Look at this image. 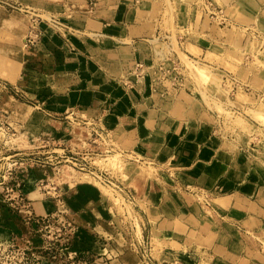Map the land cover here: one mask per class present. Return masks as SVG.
I'll return each mask as SVG.
<instances>
[{"label":"rangeland","instance_id":"1","mask_svg":"<svg viewBox=\"0 0 264 264\" xmlns=\"http://www.w3.org/2000/svg\"><path fill=\"white\" fill-rule=\"evenodd\" d=\"M102 1L88 9L85 0H0V7L20 12L27 33L35 23L64 33L63 20L99 28L114 13V3ZM225 2L230 25L207 17L203 0H155L154 13L164 11L163 19L157 36L142 44L146 52L139 61L147 75L138 83L145 96L166 95L174 121L155 124L142 110L135 122L137 84L120 86L118 80L136 60L124 49L113 54L118 42L93 35H75L89 48L81 54L91 83L69 104H46L48 114L35 101L21 110L19 100H0V200L25 204L22 216L14 212L21 231L0 232V264H142V252L151 264L224 262L217 256L225 253L221 247L199 244L212 237L224 243L223 233L234 235L221 228L213 195L253 191L244 180L249 176L259 177L257 187H264V130H250L241 109L248 104L251 119L264 125V20ZM108 30L120 33L117 26ZM158 62L178 63L187 78L184 87L156 85ZM116 75L118 85L110 82ZM244 132L247 150L228 142L245 141ZM72 155L81 163L85 158L86 168L75 167ZM128 192L136 200L130 202ZM52 204L58 207L46 214ZM240 236L253 257L240 264L260 263L264 224ZM240 244L233 245L236 255Z\"/></svg>","mask_w":264,"mask_h":264},{"label":"crops","instance_id":"2","mask_svg":"<svg viewBox=\"0 0 264 264\" xmlns=\"http://www.w3.org/2000/svg\"><path fill=\"white\" fill-rule=\"evenodd\" d=\"M85 1L87 2V9L89 6L92 8L90 5L92 3L98 5L99 1L101 2V0ZM145 1L146 0H132L131 2L127 1V3L125 0H103L102 4L106 6L110 3H114L112 6L114 13L108 17H103L99 28L95 26V28H77L73 24L61 20L65 22V25L69 29L62 33L43 25L40 26V28L43 30L44 35L36 46L33 47L25 46V38L27 36L26 18L20 12L9 10L6 7H4L5 9L0 7V53L2 52L0 59L3 58V64L0 61V71L3 72V75L0 76V85H3V91L5 93H3V97H1L2 95L0 94V100H3L4 105L8 103L7 101L9 100H19L20 104L15 105H18L17 107L21 110L25 109L26 102L33 103V101H35L38 102V108L43 107L42 110L48 114H52V111L46 109V104H52L57 101L69 104L70 100L73 101L72 99H75L77 93L84 90L83 88H85V85L91 83L89 77L85 76L84 60L81 54L88 52L87 49L89 48L82 46L75 35L100 36L104 40L116 41L120 45L112 49L113 54L124 49L123 52L132 55L131 57L129 56L130 58H133V60H140V55H144L146 52L142 44H148L152 38L157 36L164 13V11H162L156 17L154 13L156 7L155 0L144 3ZM229 1L228 5L231 3L232 6L239 9L244 15L247 16L248 13H251L253 18L259 17L258 19L261 18V20H264V0ZM217 2L219 4L227 3L225 0H217ZM120 5L125 7L124 11L119 10ZM224 7L226 8V6ZM104 9L105 8H103V10ZM140 11L146 12L144 13L145 15L141 16ZM84 13V16L87 17L88 12L85 11ZM155 21L158 22L156 28L154 27L156 24ZM45 24L47 23L45 22ZM86 24H88L87 21H85V26ZM114 26L120 28L119 34L115 35L108 30L110 27ZM203 26H207V23L205 25V22H203ZM136 28H138V32H136ZM127 39L129 40L127 41ZM119 64L121 67L124 66V63L121 61ZM114 77L115 78H110V82H115V84L118 85L115 81L117 75ZM125 89L128 90V88ZM135 89L138 94L134 93L135 100L132 102L131 109V114L135 118V122L138 121L139 116L141 117L144 115L142 114L144 113L142 110H145V113L149 111L148 118L151 122H155V124L177 119L176 112H174L175 109L173 111L170 109L171 102L167 100L165 97L166 95L164 96L158 92H156L155 95V93L151 92L145 96L144 88L141 83H137ZM15 96H17L18 99L15 98ZM250 103L253 104V102ZM241 109L247 115V119L250 122L248 123L250 130H264V125L261 122L251 119L252 117L249 114V110H252V108L248 107V104L244 105ZM4 111L6 110L4 109ZM155 117L156 119H154ZM236 131H241V129H237ZM244 133L243 138L245 141L239 142L234 138H231V140L228 138V142L236 144L237 147H241V149L247 150L246 132ZM245 174L246 176L250 175L249 171ZM228 177L232 186L235 176L232 175ZM259 179L260 178L257 177L253 180L251 176L244 179L248 181L247 184H249L253 191L245 190L240 192L231 190L228 193H221L216 196L213 195V197H215L213 200L217 205L214 206V208L216 207L215 211L219 215V224L222 223L221 228L225 227L229 232L234 233L233 236L227 232L223 233L222 238L226 239L224 243L215 240L213 237L210 238L208 242L202 241L199 243L204 246L211 243L214 249L221 247L223 251H225L223 255L221 254L222 256L217 255L218 257H223L224 262H218L216 259L214 264H240V261L243 259L248 261L253 259V257L248 254L247 244L244 239H241L240 233L247 232L250 228H259V226L264 224V187H257ZM25 193L27 195V192ZM29 199L32 198L29 197ZM57 207V205L52 204L50 211L45 213L48 214ZM83 209L84 208H82V210ZM16 215L7 207L1 206L0 204V232L4 233L8 231V235H11L15 233L16 229L21 231L22 225L15 222ZM149 222L150 221H148V223ZM172 230L177 232V229ZM190 232L191 230L187 229L185 234H189ZM200 232L203 234L202 236L204 238L207 237V235L204 236L206 231ZM239 239L241 240L239 241ZM237 241L239 244L241 242L240 246L242 248L236 255L232 252V249ZM259 252L261 257L259 258L260 263L258 264H264V245L259 247ZM139 258L141 261L142 259L140 256Z\"/></svg>","mask_w":264,"mask_h":264},{"label":"built area","instance_id":"3","mask_svg":"<svg viewBox=\"0 0 264 264\" xmlns=\"http://www.w3.org/2000/svg\"><path fill=\"white\" fill-rule=\"evenodd\" d=\"M203 7V11L205 13V15L207 17H209L213 22L219 24V25H230V18L226 12V8L219 4L217 1L215 0H203V3L201 4ZM34 21H37L38 19L35 18L33 19ZM36 24V23H35ZM32 25L27 33V36L25 38V46H29V47H33L36 46V44L40 41V39L42 38V36L44 35L43 30L38 26V25ZM145 64L142 61L136 60V62H134V64H132L131 69L129 70V72H127L128 74L133 73V75H135V81L128 78V74L125 73L124 76H122V78L120 79L119 85H124V86H128V85H135L139 82L140 79L145 78V75H147L146 72V67H144ZM154 83L156 85L162 84L163 86H168V84H170L173 88L179 89L184 87L185 85V73L182 71L181 66L178 63H175L173 65H168L165 63H159L155 65V71H154ZM154 86V85H153ZM166 86V87H167ZM158 87V86H157ZM157 87H155L154 89H158ZM126 88V87H124ZM70 113V112H67ZM71 115L73 116V113H71ZM69 116V115H68ZM71 160L70 162L75 166V167H80L85 169L88 161L85 160L84 158V162L81 163V161L76 158L74 155H72L71 157H69ZM69 160V159H68ZM85 164V165H83ZM11 190H13V188H11ZM125 192V191H123ZM127 197L129 199H131L132 197V201L136 200L134 198L133 195L130 194V192L126 193ZM19 196H21V200H23L22 194L20 193ZM124 199H126V196L123 194L122 195ZM14 199L13 197H9V198H2L0 200V204L1 206L7 207L9 208L12 212L18 213L20 214V212L22 211V209L20 207L25 206L21 205L20 207L15 204L13 202ZM6 201H10V202H6ZM28 212L31 213V211L28 210ZM21 215V214H20ZM22 216V215H21ZM138 245H140V241L138 240ZM141 261L142 264H151L150 261H148L147 255L145 253H141ZM173 264H177L173 263Z\"/></svg>","mask_w":264,"mask_h":264},{"label":"bare ground","instance_id":"4","mask_svg":"<svg viewBox=\"0 0 264 264\" xmlns=\"http://www.w3.org/2000/svg\"><path fill=\"white\" fill-rule=\"evenodd\" d=\"M53 121H55L56 122V120H53ZM1 133V132H0ZM77 175V174H76ZM84 175L86 176V175H88V173H84ZM74 177V176H73ZM76 177V176H75ZM80 179V178H79Z\"/></svg>","mask_w":264,"mask_h":264},{"label":"trees","instance_id":"5","mask_svg":"<svg viewBox=\"0 0 264 264\" xmlns=\"http://www.w3.org/2000/svg\"><path fill=\"white\" fill-rule=\"evenodd\" d=\"M9 209V208H8ZM10 210V209H9ZM11 211V210H10ZM17 214V213H16Z\"/></svg>","mask_w":264,"mask_h":264}]
</instances>
